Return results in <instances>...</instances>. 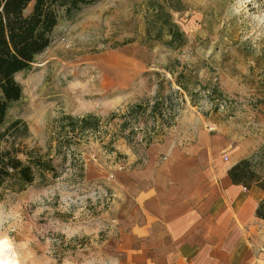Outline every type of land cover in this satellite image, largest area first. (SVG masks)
Listing matches in <instances>:
<instances>
[{
  "label": "rangeland",
  "instance_id": "1",
  "mask_svg": "<svg viewBox=\"0 0 264 264\" xmlns=\"http://www.w3.org/2000/svg\"><path fill=\"white\" fill-rule=\"evenodd\" d=\"M174 24L182 41L170 37ZM15 79L23 97L6 127L20 119L27 136L0 148L50 159L56 178L4 193L0 239L20 264H137L139 250L123 243L122 179L153 148L215 133L237 156L261 160L264 0H101L63 18ZM89 115L99 132L71 139L65 118Z\"/></svg>",
  "mask_w": 264,
  "mask_h": 264
},
{
  "label": "crops",
  "instance_id": "2",
  "mask_svg": "<svg viewBox=\"0 0 264 264\" xmlns=\"http://www.w3.org/2000/svg\"><path fill=\"white\" fill-rule=\"evenodd\" d=\"M243 158L215 133L197 144L153 148L122 179L130 220L123 243L139 250L132 263L264 264V220L257 217L264 191L228 176Z\"/></svg>",
  "mask_w": 264,
  "mask_h": 264
},
{
  "label": "trees",
  "instance_id": "3",
  "mask_svg": "<svg viewBox=\"0 0 264 264\" xmlns=\"http://www.w3.org/2000/svg\"><path fill=\"white\" fill-rule=\"evenodd\" d=\"M99 1L101 0H0V146L6 143L9 135L14 139L27 136V126L20 119L10 122L6 127L12 107L23 97L16 75L29 71L36 58L52 45L55 30L63 18H71L84 7ZM169 27L171 39L182 41L180 29L175 24ZM162 104L157 99L151 106L155 120L163 117ZM132 110L147 112L142 105H137ZM65 119L68 121V133L75 134L71 139H76L79 132H99L101 128V119L94 115ZM255 158L256 155H253L241 160L229 170L228 176L235 185L246 189L257 187L264 191V148L261 150L260 162ZM55 172L56 168L50 159L39 158L30 152L11 147L0 148V202L7 190L22 192L39 178L45 177V174ZM54 175L56 178V173ZM257 217L264 220V200L257 209Z\"/></svg>",
  "mask_w": 264,
  "mask_h": 264
},
{
  "label": "bare ground",
  "instance_id": "4",
  "mask_svg": "<svg viewBox=\"0 0 264 264\" xmlns=\"http://www.w3.org/2000/svg\"><path fill=\"white\" fill-rule=\"evenodd\" d=\"M0 264H20L18 257L9 251V240L5 238L0 239Z\"/></svg>",
  "mask_w": 264,
  "mask_h": 264
},
{
  "label": "built area",
  "instance_id": "5",
  "mask_svg": "<svg viewBox=\"0 0 264 264\" xmlns=\"http://www.w3.org/2000/svg\"><path fill=\"white\" fill-rule=\"evenodd\" d=\"M226 159V158H225Z\"/></svg>",
  "mask_w": 264,
  "mask_h": 264
}]
</instances>
